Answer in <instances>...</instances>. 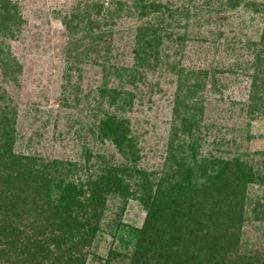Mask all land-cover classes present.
<instances>
[{"label":"trees","instance_id":"obj_1","mask_svg":"<svg viewBox=\"0 0 264 264\" xmlns=\"http://www.w3.org/2000/svg\"><path fill=\"white\" fill-rule=\"evenodd\" d=\"M239 10L260 15L258 35L245 42L251 57L243 68L252 69L247 73L249 112L264 116V0H92L65 17L71 33L79 27L94 30L89 44L84 36L70 41L74 46L68 57L85 61L96 52L92 60L103 70L93 90L90 121L76 129L81 159L67 161L15 148L21 139L19 113L4 84L17 82L22 64L7 39L20 33L24 18L16 2L0 0V264H84L106 228L126 249L122 254L111 248L104 264L118 258L123 264H264V251L249 254L240 243L248 219L247 187L264 186V163L240 155L201 154L204 107L199 92L209 72L171 59L181 54L179 47L188 37L215 43L226 36L221 25ZM134 13L141 19L128 32L133 63L117 65L109 61L116 32L110 27L116 18ZM247 25L237 22L240 28ZM161 66L176 75L172 131L162 167L147 170L138 166V135L119 111L131 109L135 97L125 85L135 86L145 72ZM234 67L223 71L234 72L237 63ZM112 76L118 79L113 85ZM72 86L74 92L62 98L64 105L89 104L90 92L81 96L78 83ZM35 134L27 138L28 149ZM106 141L124 162L113 163L97 150ZM113 194L133 198L144 208L140 227H127L116 218L104 221ZM124 232L136 236L131 246Z\"/></svg>","mask_w":264,"mask_h":264},{"label":"rangeland","instance_id":"obj_2","mask_svg":"<svg viewBox=\"0 0 264 264\" xmlns=\"http://www.w3.org/2000/svg\"><path fill=\"white\" fill-rule=\"evenodd\" d=\"M12 1L17 3L24 18L20 33L7 39L11 51L22 64L17 82L4 84L19 113L17 126L21 139L15 148L35 151L47 158L80 160V139L76 137V129L84 120L90 121L88 115L92 114L95 104L93 90L99 85L103 70L99 63L92 60L96 52L91 51L85 61L73 62L68 57L69 50L74 46L70 41L74 37L84 36V43L89 44L94 30L90 33L79 27L71 33L73 27L68 29L70 27L65 24L64 18H70L73 12H81L83 6L92 0ZM125 2L130 4L132 0ZM140 19L136 13L115 19L110 27L116 31L110 62L126 66L133 63V43L128 40V32L133 31ZM241 20L248 25L238 27L237 22ZM260 27L259 14L239 10L221 25L226 36L214 41L216 44L188 37L179 47L181 54L171 57L186 67L195 70L202 68L209 72L205 79L206 87L199 92L204 107L200 146L204 156L240 155L264 163V116L253 117L249 112L247 90L250 79L247 73L250 74L252 69L243 68L245 60L251 57L245 42L255 39ZM215 45L217 50L214 49ZM82 48L81 45L80 50ZM235 63L237 69L234 72L223 71L234 67ZM211 72L215 73L214 79ZM142 76L135 86L125 85L124 88L133 91L135 97L131 109L119 111V114L129 119L132 133L138 135V166L156 170L162 167L172 131V102L177 81L176 75L164 66L153 72L147 71ZM213 80L217 82L213 83ZM117 82L118 79L112 76L110 83L113 85ZM74 83H78L81 96L90 92L89 104L83 100L78 106L64 105L62 98L74 92ZM31 132L36 134L28 149L27 138ZM88 142L92 146L91 139ZM97 150L111 157L113 163L125 161L110 142H104ZM256 150L261 152L255 153ZM246 152L250 154L245 155ZM245 205L248 219L240 232L241 250L254 254L264 251V186L248 185ZM106 206L105 222H112L116 218L127 227H140L143 223L145 210L133 198L113 194L107 198ZM126 233L122 235L131 246L136 242V236ZM99 239L92 243L84 264H104L109 250L115 247L118 248L117 252L124 254L126 248L114 237L111 229L106 228ZM123 260L118 258L114 262L123 264Z\"/></svg>","mask_w":264,"mask_h":264}]
</instances>
